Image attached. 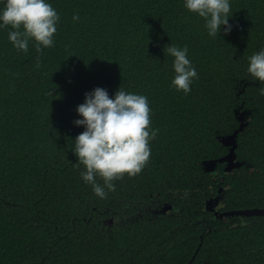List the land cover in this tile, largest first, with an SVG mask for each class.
<instances>
[{
    "label": "trees",
    "instance_id": "trees-1",
    "mask_svg": "<svg viewBox=\"0 0 264 264\" xmlns=\"http://www.w3.org/2000/svg\"><path fill=\"white\" fill-rule=\"evenodd\" d=\"M46 2L60 20L42 54L34 41L17 51L0 26V264H264V215L223 223L205 203L225 187L224 209L264 207V84L247 72L264 49V0H229L232 29L216 38L184 0ZM170 44L187 45L198 73L187 95L171 85ZM96 87L146 96L158 130L149 163L103 199L72 151ZM240 106L244 166L220 182L203 160L224 153L216 136L238 128ZM165 202L178 210L144 212Z\"/></svg>",
    "mask_w": 264,
    "mask_h": 264
},
{
    "label": "clouds",
    "instance_id": "clouds-1",
    "mask_svg": "<svg viewBox=\"0 0 264 264\" xmlns=\"http://www.w3.org/2000/svg\"><path fill=\"white\" fill-rule=\"evenodd\" d=\"M184 8L198 14L205 21L207 34L216 38L221 31L229 33L231 5L229 0H184ZM80 19L73 16L74 21ZM60 17L46 0H6L0 13V26L11 25L8 39L17 51L28 52L29 42L34 41L37 53L54 47V34ZM164 53L174 57L175 76L171 85L185 95L191 92V84L198 79V73L188 58V47L169 45ZM39 56L37 66H39ZM248 74L253 81L264 84V49L248 57ZM264 95V87L260 89ZM76 111L82 117L74 124L84 126V131L74 140L72 151L78 162L85 166L82 180L92 186L96 196L106 198L115 191L114 181L127 174L135 177L149 163L151 154L149 142L158 130L150 128V107L148 98L121 87L110 98L106 89L96 87L85 93V100ZM102 180V184L98 182ZM185 196L187 193L184 194Z\"/></svg>",
    "mask_w": 264,
    "mask_h": 264
},
{
    "label": "flooded vegetation",
    "instance_id": "flooded-vegetation-1",
    "mask_svg": "<svg viewBox=\"0 0 264 264\" xmlns=\"http://www.w3.org/2000/svg\"><path fill=\"white\" fill-rule=\"evenodd\" d=\"M242 107L240 106L239 109H235V115L237 113L236 116H240V111H245L244 109H241ZM236 110H239V112L236 113ZM250 114V113H249ZM247 122H249V119L246 120ZM248 125H246L241 131H239V134H238V137H237V141H236V144H237V147L235 148V152L237 154V160H239L240 162H243V165L240 166V167H236L234 169H232L231 171H225V166H226V162H218L215 169L212 171V170H208L205 168V162L206 161H211V160H218L220 158H222L223 156L227 155L230 151V149L232 148L233 144H225L224 141H223V137L227 134H231L232 132H228V133H225V134H218L216 136V139L217 141L219 142V144L224 147L225 151L222 155H215V153H213V156L212 157H209L205 160H203V168H204V171L207 172L208 174H210L211 176L214 177V180H219L220 182H223L224 178L227 177L228 175L230 174H234L236 171L240 170L241 167L244 166V162L243 160H241L239 158V155H238V149H239V135L240 133H242L245 128L247 127ZM235 131V130H234ZM225 188V187H224ZM223 187H221L220 189H218L217 191V194H215L214 196L212 197H216V196H219L220 197V200H219V203L216 207V211H218L219 214L221 213H225V212H228V211H231V210H238V209H247V208H237V209H224V199L222 198V195H223V192L225 191ZM211 198V197H210ZM208 198V199H210ZM205 201L206 205H207V200ZM166 204H169V205H172V208H169L167 209L166 211H163L164 207L166 206ZM255 208V207H253ZM258 208H262V207H258ZM178 208L174 206L173 203L171 202H165L163 204H148L145 208H144V212L148 215H157L158 213H163V214H167V213H172L174 211H177ZM210 210V209H208ZM212 212V214L214 215V217L216 219H220L223 223H226V222H229V223H234V221H238L237 219L239 218H243L244 216H227V215H224V216H221V217H216V212L215 210H210ZM261 216V215H260ZM263 216V215H262ZM246 217H253V216H246ZM110 222L112 223V220H110Z\"/></svg>",
    "mask_w": 264,
    "mask_h": 264
},
{
    "label": "water",
    "instance_id": "water-1",
    "mask_svg": "<svg viewBox=\"0 0 264 264\" xmlns=\"http://www.w3.org/2000/svg\"><path fill=\"white\" fill-rule=\"evenodd\" d=\"M239 112V110H236V113ZM239 114V113H237ZM249 112L247 110L240 111V116H238L239 120V126L235 129L231 134H227L223 137V141L225 144H233L232 148L230 149L229 153L222 158L218 160H209L205 162V168L208 170H214L218 162H226L225 171H231L232 169L236 167H240L243 165V162H240L237 160V154L235 152V148L237 147L236 139L238 137L239 131H241L246 125H248V122L246 121L248 118ZM220 197H211L207 200V209L215 210L216 217H221L224 215L227 216H260L264 215V207L262 208H247V209H238V210H231L225 213L219 214L218 211H216V207L219 203ZM172 208V205L166 204L163 211H166L167 209Z\"/></svg>",
    "mask_w": 264,
    "mask_h": 264
}]
</instances>
